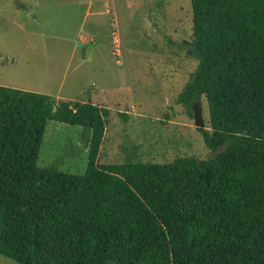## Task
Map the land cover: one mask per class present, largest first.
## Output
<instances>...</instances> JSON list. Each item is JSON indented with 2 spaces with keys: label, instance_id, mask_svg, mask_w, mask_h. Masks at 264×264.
<instances>
[{
  "label": "trees",
  "instance_id": "obj_1",
  "mask_svg": "<svg viewBox=\"0 0 264 264\" xmlns=\"http://www.w3.org/2000/svg\"><path fill=\"white\" fill-rule=\"evenodd\" d=\"M197 63L175 101L205 97L215 158L96 161L109 109L0 85V255L18 264H264V0H190ZM124 125L125 111L118 112ZM170 114L165 111L160 123ZM49 120L88 134L84 172L40 167Z\"/></svg>",
  "mask_w": 264,
  "mask_h": 264
},
{
  "label": "rangeland",
  "instance_id": "obj_2",
  "mask_svg": "<svg viewBox=\"0 0 264 264\" xmlns=\"http://www.w3.org/2000/svg\"><path fill=\"white\" fill-rule=\"evenodd\" d=\"M191 19L190 0H0V85L48 94L53 110L56 94L107 107L98 163L125 160V133L143 162L206 158L201 132L175 101L197 63L181 46L191 39ZM160 77L173 78L172 100L155 116ZM119 111L127 113L124 125ZM165 111L169 125L159 121ZM87 137L81 126L49 120L37 164L84 172ZM140 148L154 160L141 158ZM0 264L18 263L0 255Z\"/></svg>",
  "mask_w": 264,
  "mask_h": 264
},
{
  "label": "crops",
  "instance_id": "obj_3",
  "mask_svg": "<svg viewBox=\"0 0 264 264\" xmlns=\"http://www.w3.org/2000/svg\"><path fill=\"white\" fill-rule=\"evenodd\" d=\"M165 57H168V56H165ZM159 60H161L162 61V55H158V59H157V61H159ZM161 61H159V63L161 62ZM170 67V66H169ZM163 69H166L165 67L163 68ZM163 72H164V70H163ZM156 73L158 74V72L156 71L155 73H154V75L152 76V77H154L155 75H156ZM159 77V76H158ZM172 77H174V78H176L177 79V77H175V76H172ZM172 77H170V78H168V79H166V78H161V80L160 79H158V88H159V95L157 96V102H156V104L154 103V105H153V108H154V110H155V116H158L161 112H162V109H163V107L165 106V104H168L169 102H171V100L172 99H170V98H167L168 97V92L170 91V89L169 88H171V86H170V84H171V80H173V78ZM154 79V78H153ZM57 96L56 97H58L59 98V101H61V100H78L77 98H74V97H63V96H59L58 94H56ZM79 101H82V100H79ZM92 103V102H91ZM94 104V103H93ZM98 105V104H97ZM128 113H130V112H128ZM129 119H131L130 118V114H129ZM173 121V118H171L170 120H168V122H167V124L169 125V124H171V122ZM128 128H129V126H128ZM104 132H105V130H104ZM130 136L132 137V135H131V133H130ZM103 137H104V134H103ZM132 138H134V137H132ZM102 141H103V138H102ZM101 144H102V142H101ZM101 144H100V146H101ZM204 148H206L207 149V147H204ZM99 150H100V147H99ZM142 150L143 149H141L140 148V157L141 158H143V159H146V158H149V159H151V160H154V159H152L153 157H151L150 155H148V156H146V155H141L142 154ZM203 153V152H202ZM98 154H99V151H98ZM97 154V159H96V161L98 162V155ZM175 158V157H174ZM198 158H203L202 156L201 157H198ZM173 159V158H172ZM172 159H170V160H172ZM161 161V160H160ZM166 161H169V160H166ZM166 161H161L160 163H164V162H166ZM146 162H148V161H146ZM150 162V161H149ZM152 162V161H151ZM154 162V161H153Z\"/></svg>",
  "mask_w": 264,
  "mask_h": 264
},
{
  "label": "water",
  "instance_id": "obj_4",
  "mask_svg": "<svg viewBox=\"0 0 264 264\" xmlns=\"http://www.w3.org/2000/svg\"><path fill=\"white\" fill-rule=\"evenodd\" d=\"M192 120L195 127H205V121L202 115L201 102L195 101L191 104ZM228 145V141L221 143L216 149L209 151V157L215 158L220 154Z\"/></svg>",
  "mask_w": 264,
  "mask_h": 264
}]
</instances>
